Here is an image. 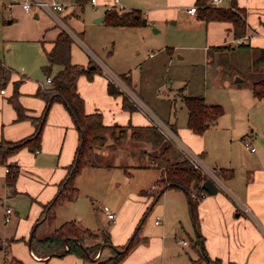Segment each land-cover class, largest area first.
Returning a JSON list of instances; mask_svg holds the SVG:
<instances>
[{"label": "crops", "instance_id": "0c3cea01", "mask_svg": "<svg viewBox=\"0 0 264 264\" xmlns=\"http://www.w3.org/2000/svg\"><path fill=\"white\" fill-rule=\"evenodd\" d=\"M58 1L65 4L66 7L55 16L38 8L25 11L19 0H1L4 9L0 10V56H2L0 63L6 69L8 77L3 84H0V89L4 88L5 90L4 93L0 92V139L18 140L32 134L36 128V123L30 118L18 119L16 110L9 101L15 82L18 83L17 99L25 108L26 113L32 116H39L45 105V101L36 96V91L38 88H44L48 85L44 79H39L37 75L26 77L11 72L8 66L9 64L13 66L10 61V47H13L17 42L26 40L42 42L46 44L44 51L49 49L62 29L69 31L60 15L66 17L65 14H84V5L89 0L82 2L77 0ZM97 1L103 3L111 0ZM224 2L226 4L222 5ZM119 3L123 6V10L138 11L141 17L147 20V24L144 26H115L124 30L126 33L125 40L128 42V36L136 35V40L131 41L130 45H138V47L145 41L155 43L161 41L163 45L158 49L164 52L166 58H171L172 54L176 52V58H187L194 63L196 55L192 51L198 50L205 53L206 61L210 49L224 50L226 47L217 48L216 46H227L235 41L230 21H207L200 17L199 9L194 13L187 12V8L191 5H197L199 8L196 0H119ZM8 4L10 5L8 6ZM207 4H209L208 1ZM219 6L241 10L246 22L244 35L246 37L243 41L250 44V49L264 47V0H222ZM69 8H72V11ZM105 12L102 9L100 14L94 16L93 21L108 25L104 22ZM5 14L6 16H4ZM100 17L102 19L97 20ZM179 21L182 26L178 29L169 28L167 25L176 24ZM78 32L84 38V31ZM152 33H158L159 36H152ZM70 34L72 33L70 32ZM77 39L79 43H74V48L72 46L73 41L71 44V61L88 66L94 61L93 56L95 55L92 49L85 45L82 38L77 37ZM6 45L8 47L5 48ZM233 48L234 46H231V49ZM77 50L82 51V54H78ZM179 50H182L181 53ZM152 54L153 52L148 53L149 56ZM5 59L8 61V65ZM57 69L58 66L55 65L53 72ZM104 73L92 74L90 77L81 74L77 79L76 86L84 100L85 112L99 111L105 125H153L152 118L156 115L126 84L123 87L129 88L126 91L132 103V109L123 106L122 93L110 94L108 92V80ZM121 76L127 84L137 88V81H133L131 74L128 75L123 72ZM235 85L238 86L239 83H235ZM249 91L243 93L246 97V104L248 107L252 106L253 113L258 115L260 121L264 123V99L254 97L250 87ZM223 113L216 121L211 122L202 134L194 133L187 126H181L178 129L176 122L171 119L169 114L167 115V123L175 127L178 136L181 138L177 136L180 142L183 144L186 142L193 148L194 153L214 164L215 173L220 168L232 170V175L227 178H223L217 173V192L211 195L206 194L200 198L197 204L198 231L203 237V247L207 256L210 259H219L222 264L228 262L264 264V146L261 145L262 150L257 153L247 154L244 152L243 155L239 156L230 152L228 156L221 154L218 159L211 158L209 156L210 148L220 149V152L221 149L226 148V134L228 135V132L230 141L238 140L240 143L243 136L237 135L241 134L240 131H235L234 123L236 124L237 120L230 122L225 118L226 116L223 117ZM209 129L224 131L218 134L211 132L215 137L210 139V142L215 144L214 147H209L203 138L204 133ZM232 133H236V135ZM257 139H259L258 141L264 140V135L263 137L258 135ZM108 143H110L108 144L110 147L111 142ZM77 146L78 130L68 110L62 102L53 101L42 127L39 149L32 151L23 147L8 159L9 162H15L19 168L13 188H9L5 184L6 166L0 165V221L3 222V202L7 204V200L10 204L15 202L12 209L14 214L11 216L14 218L13 223L16 226L20 221L19 213L27 210L25 221L28 222L27 225L31 226L27 229L26 234L20 238L25 239L27 237L28 251L35 264H42L43 261L48 262V264H93L112 254L110 247L103 245L96 256L89 259L68 253L61 256L55 255L45 260L46 256H39L30 249V238L34 232V224L37 223L36 234L38 228L45 225L46 228L38 234L40 236L48 234L52 229L45 224L42 204L49 201L58 191L60 182L67 172V166L74 158ZM112 158L114 161L112 163L106 161L100 166L84 167L74 177V185L78 188L77 198L74 201H67L59 205L56 214L58 216L63 214L65 221H74L76 216L81 220L82 226L96 233L100 231L101 223L105 220L110 222V220L107 219L102 209L100 212L102 218L97 224L93 220V216L78 211L77 203L79 202L77 199H81V195H84L87 199L96 200L101 195L108 194L110 205L102 204L108 205L111 209L115 206L116 209L112 210L115 211L116 216L112 220L114 223L110 225V231L109 229L105 231L109 234L110 244L121 246L135 232L140 216L152 201L150 192L154 189L153 186L156 185V181L162 172L160 168L151 163L142 162L141 164V160L144 159L140 158L138 163H135L134 158L138 160V156L128 155L122 149L116 151ZM202 164L207 170L213 171L204 162ZM141 168L152 170L150 185L144 187L143 181L140 182L139 180L135 184L129 183V185L120 188V184L129 181L132 171H138ZM118 169H123L125 175L117 174L118 176L115 177V171ZM157 188L158 185L155 189ZM156 205V215L161 214V222L154 224L160 226L156 227L154 234H142L140 241L132 247L130 253L126 254L119 264H156L154 260L158 254L161 256V264L164 260L167 264H192L201 256L198 247L194 243L192 244L193 241L190 243L187 241L186 244L181 242L183 245H189V250L179 251L173 250L171 243L165 241L163 237L165 231L169 232L172 229L178 234L180 233L175 226L177 221L185 217L186 205H188L186 193L180 188L168 187L158 198ZM150 208L152 209V206ZM81 223L77 224L81 226ZM168 235L167 237H172L170 233ZM175 238L178 243L180 240H185ZM154 243L159 245L152 251L151 246ZM103 255L104 257H102ZM164 256H167V259H164ZM10 260L18 262L12 257L7 261V264H10Z\"/></svg>", "mask_w": 264, "mask_h": 264}, {"label": "rangeland", "instance_id": "374dc122", "mask_svg": "<svg viewBox=\"0 0 264 264\" xmlns=\"http://www.w3.org/2000/svg\"><path fill=\"white\" fill-rule=\"evenodd\" d=\"M86 3L87 4L84 5V14H65L66 17H63L62 15H60V17L63 18L65 25L69 29V31H66L69 32V34L70 32L72 33L70 35L73 38V48L74 43H79L77 39L78 37L79 39L82 38L85 45L92 49L95 55L93 56L94 61L92 63L97 65V68L92 71L93 75L104 73L106 71V73L112 75L113 77L115 76L116 78H119L122 86L126 84L132 92H135V94L148 106L156 117L167 125L168 130L171 128V125L167 123L168 114L172 117L171 119L176 122L178 129L181 126H187V109L182 100V95L200 94L205 97L206 101L220 104L223 107V117L226 116L225 118H227L230 122H235V120H237V123H234V128H236L235 131H240L241 134L237 135L243 136L240 143L238 140L230 141L229 132L225 131L228 132V135L226 134V148L224 150L221 149V152L220 149L210 148L211 150H209V156L211 158L218 159L221 154L222 156H228L230 152L240 156L243 155L244 152L250 154L257 153L262 150L261 145L264 146V140L258 141L259 139H257V136L260 135L263 137L264 123L260 121L258 115L256 116L253 113L254 110H251L252 106H247L245 100L246 97L243 95L244 92H250L249 85L252 80L258 79L264 75V63H260L255 69L252 67V61L257 54L255 49L238 46L234 41L224 50L210 49L208 51L206 61L204 58L205 53L198 50L192 51L193 54L196 55V61L194 63L190 62L187 58H176V52L172 54L171 58H166L164 52L158 49L163 45V42L156 41L155 43L145 41L139 47L138 45L131 46L130 42L136 40V35H132V37L128 36L127 42L125 40L126 33H124L123 29L105 25L104 23H95L93 18L96 14L101 13L103 7L100 6L95 9L90 5L89 1ZM225 4V2L222 3V5ZM1 9H4V7L0 0V10ZM69 10L72 11V8H69ZM4 16H6V14ZM167 25L169 28L175 29L182 26L180 21L176 24ZM78 31H84L85 39L79 35ZM74 33L77 37H74ZM152 36L159 35L158 33H152ZM231 46H234V48L231 49ZM6 47L8 46L6 45L5 48ZM45 47L46 44H43L42 42L26 40L24 42H17L13 45V47H10V61L13 63V66H10L8 61L6 59L5 60L7 61V65L9 64L8 66L10 67L11 72L17 73L20 76L24 75L26 77H33L34 75H37L39 79L45 80L46 74L43 71V66L47 63L44 51ZM181 51L182 50H179V53H181ZM77 52L78 54H82V51L77 50ZM151 52H153V54L149 56L148 53ZM123 72H126L128 75L131 74L133 81H137V88L133 85L127 84V82L123 80V76H121ZM236 77L241 78L238 86L235 85ZM129 88L126 87L122 90L120 87H117L123 96H125L130 102L126 91V89ZM36 96L44 100L41 95L36 94ZM152 126L161 132L155 125ZM170 130H172V128ZM131 131L132 129L127 127L124 128V131L122 132H120L117 127L114 129L113 133H110V130L105 131L108 141H106L104 146L94 149V153L98 159L102 162L107 161L112 163L114 162L112 157H114L116 151L122 149L125 150L128 155L138 156L141 154L140 158L144 159L143 161L141 160V164L142 162L145 164L151 163V161H148V157L145 156L144 153L151 149V142L146 143L144 141H135L130 137ZM172 131L176 134V136H178L177 132L174 130ZM140 132L142 137L145 135H149L150 138L152 137L151 133L147 131ZM211 132L218 134L219 132L224 131H221L220 129H209V131L207 130L204 133L203 138L207 141V145L209 147H214L215 144L210 142V139L214 137V134ZM232 134L236 135V133ZM113 137H116L117 139H113ZM246 141L250 146L254 147V151H250L246 147ZM108 142H111L110 146L114 147H109L108 144L110 143ZM173 143L176 147L177 142L174 140ZM184 143L192 151H194L190 145L186 142ZM198 156L202 162L215 172V169H213V167H215L214 164L208 162L206 158L200 155ZM134 160L135 163H138L139 158L138 160L137 158H134ZM122 170L123 169L116 170L115 177L118 176L117 174L125 175ZM151 172L152 170L150 168H141L138 169V171H132V176L128 179L129 181H127V183L120 184V188L125 185H129V183L135 184V182L139 180L140 182L143 181L142 183L145 184L144 187H147L150 185ZM157 201L158 200L151 205L152 209H146L144 211L145 215L143 213L140 216L136 225L137 227L139 222L141 223V227L137 232L138 237L142 234H154L156 232V227L160 226L155 225L153 222L156 215L155 208L157 207ZM77 202H79L77 203L78 211L80 213L93 216V220L96 221L97 224L100 223L102 218V214L100 213L102 210V203L110 205L108 194H103L101 197L96 198V200H90L89 198H85L84 195H81V199H77ZM7 204L13 209L15 202L13 205L7 200ZM112 209L115 210V206ZM26 211L19 213L18 216L20 217V221L17 226L13 223L14 218L12 216L11 220L7 224L4 223V220L3 222L0 221V236L5 239L4 244L1 245L0 248V264H7V261H9L12 257L18 260V262L35 264V261L28 251L27 237L25 239L20 238L22 235L26 234L27 229L31 226L27 225L28 222L25 221ZM63 217V214L59 216L56 214L53 226L49 227L53 228L59 226L63 221H65V218ZM74 221L79 224L81 223V220H79L76 216ZM108 222L109 221L105 220V222L101 223L100 231L96 233L94 232L96 235L87 238L86 242L91 244L100 241L103 238L102 231L108 229L110 231V225L114 223L112 220H110L109 224ZM81 227L86 228L85 226H82V223ZM175 227L179 229L180 233L178 234L177 231H174V229L169 232L165 231L163 235L164 240L171 243L173 250H189V245H183L181 242L178 243L175 238L185 239L189 243L190 241H193L192 244L196 241V232L188 205H186L185 217H182L180 221H177ZM44 228H46L45 225L44 227H39L37 235L42 233V229ZM168 233H170L172 237H167L169 236ZM158 245L159 244L154 243L151 246L152 251L158 248ZM129 253L130 250L127 255ZM96 254L94 256H96ZM102 257H104V255ZM165 258L167 259V256H164V259ZM154 261L156 264H161V256L159 254L155 256ZM163 264H167V262L164 260Z\"/></svg>", "mask_w": 264, "mask_h": 264}, {"label": "trees", "instance_id": "16d2710c", "mask_svg": "<svg viewBox=\"0 0 264 264\" xmlns=\"http://www.w3.org/2000/svg\"><path fill=\"white\" fill-rule=\"evenodd\" d=\"M77 1L82 2L83 0ZM207 1L196 0V4L199 5L200 17L207 21H230L235 39L245 35L246 22L241 10L233 7L211 6L207 4ZM104 22L113 26H144L147 24V20L141 17L138 11L125 10L106 11ZM72 41L73 38L71 35L62 29L53 41L52 46L45 50L47 63L43 66V71L46 75L51 76V81L46 87L38 88L36 92L37 95H41L45 100L44 108L39 116H32L26 113L25 108L17 99L18 83L15 82L14 90L9 97V101L16 110L17 118H30L36 123V128L32 134L18 140L0 139V165L4 164L8 168L5 174V184L9 188H13L19 171L18 165L15 162H9L8 159L23 147H27L32 151L39 149L42 127L50 105L53 101H60L68 110L78 130V146L72 162L67 166V172L60 182L58 191L49 201L42 204L45 223L48 226H53L56 218V208L67 201H74L77 198L78 188L74 185V177L84 167H95L106 163L98 159L94 153L95 148L104 146L106 141H108L105 131L110 130V133H113L117 127L122 132L127 127L132 129L130 137L135 141L151 142V149L144 152L145 156L148 157V161H151L153 165L161 168L162 173L156 181L158 188H154L150 192L152 201L149 207L158 200L166 188L176 187L182 189L188 198V208L196 232V241L194 244L201 253V256L194 260L192 264H222L219 259H210L207 256L203 247V237L198 231L197 204L201 198V194H207L201 188V183L207 176L198 169L193 168L189 160L177 150L173 141L165 137L152 124L142 126L130 124L124 126L105 125L102 121V114L99 111L85 112L84 100L77 90L76 82L81 74L90 77L92 71L97 68V65L94 64L95 66L93 68H89V65L83 66L82 64L73 63L70 58ZM237 45L250 48V44L245 41ZM216 47L228 48L229 45ZM255 50L257 54L252 61V67L254 69L260 63H264V47H256ZM55 65L58 66V69L53 72ZM7 77L8 73L0 63V84H3ZM236 83L238 84L239 82ZM249 86L254 97L264 99V75L252 80ZM107 90L110 94L121 93L110 81L107 83ZM182 100L187 109L186 125L196 134H202L208 125L212 121H216L223 113V107L220 104L208 103L205 101L204 96L200 94H185ZM123 106L128 109L133 108L125 96H123ZM171 128L176 132L173 125ZM140 131H147L151 133L152 137L150 138L149 135L142 137ZM114 138L117 139L116 137ZM140 155H138L139 159ZM217 173L223 178H227L232 175V170L229 168H220ZM36 227L37 223L33 226L34 232L30 238V249L39 256H46L45 260L55 255L61 256L68 253L83 259H89L94 257L101 246L108 245L112 254L93 264H119L129 250L140 241L137 232L141 227V223L139 222L135 232L121 246L110 244L107 231H102L103 238L100 241L91 244L87 243L86 239L96 234L89 228L81 227L73 220L62 222L59 226L53 227L48 234L43 236L35 233ZM42 264H48V262L43 261ZM226 264L235 263L228 262Z\"/></svg>", "mask_w": 264, "mask_h": 264}, {"label": "built area", "instance_id": "2783aa9c", "mask_svg": "<svg viewBox=\"0 0 264 264\" xmlns=\"http://www.w3.org/2000/svg\"><path fill=\"white\" fill-rule=\"evenodd\" d=\"M19 2L25 11H31L34 8H38V9L45 10V11H47V12H49L55 16L57 15L58 12L62 11L66 7L65 4H63L62 2H60L58 0H19ZM221 2H222V0H208L209 5H211V6H219L221 4ZM89 3L95 9H97L98 7L101 6V7H103V9L105 11L123 10V6L119 3V0H111L109 2H103V3H99L97 0H89ZM9 5L10 4H8V6ZM197 9H198L197 5H191L187 8V12L194 13L197 11ZM245 37L246 36L236 38L235 39L236 43L237 44L241 43L245 39ZM104 74H105L107 80L112 82L115 87L117 85V87H120V89H122V90L124 89V87L120 83L121 80H119V78H116L115 76L113 77L112 75H110L108 73H104ZM45 81H46V83H49L51 81V76L46 75ZM4 91H5L4 88L0 89L1 93H4ZM152 121H153V125H155L162 132V134L165 135V137H167L168 139H170L172 141L175 140L177 142V144H176L177 150L185 158H187L189 160V162L193 168L201 171L203 174H205L207 176V178H210L212 181H214L218 185L217 173H215L214 171L207 170L205 168V166L202 164V161H201L200 157L198 156V154L194 153L185 144L180 142V140L177 138L176 134L172 130H170V129L168 130V127L161 120H159L156 117H153ZM245 145L250 151H254V147L250 146L247 141L245 142ZM7 171H8V168L6 167L5 172H7ZM156 187H157L156 185L153 186V188H156ZM205 195H206V193H202L201 198L204 197ZM3 206H4L3 220H4V223H8L11 220V215L13 214V210L5 202H3ZM102 209L105 212L108 220H114V218L116 216L115 211H113L108 205H103ZM244 211H246V208H244ZM160 222H161V216L156 215L154 218V223L159 224ZM4 241H5V239L0 236V248H1V245L4 244ZM180 242H182L184 244L187 243L186 240H180ZM10 264H24V263H19L17 261H11Z\"/></svg>", "mask_w": 264, "mask_h": 264}, {"label": "water", "instance_id": "95a60500", "mask_svg": "<svg viewBox=\"0 0 264 264\" xmlns=\"http://www.w3.org/2000/svg\"><path fill=\"white\" fill-rule=\"evenodd\" d=\"M102 19V17L98 18L97 20ZM95 65L90 64L89 68H93ZM241 78L236 77L235 82H240ZM214 122V121H212ZM201 188L204 189L208 194H215L217 192V184L212 181L210 178H206L202 183H201Z\"/></svg>", "mask_w": 264, "mask_h": 264}]
</instances>
